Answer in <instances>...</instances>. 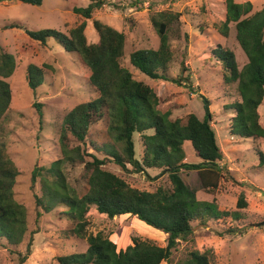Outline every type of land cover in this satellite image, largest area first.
I'll list each match as a JSON object with an SVG mask.
<instances>
[{
  "label": "trees",
  "instance_id": "trees-1",
  "mask_svg": "<svg viewBox=\"0 0 264 264\" xmlns=\"http://www.w3.org/2000/svg\"><path fill=\"white\" fill-rule=\"evenodd\" d=\"M31 6H41L44 0H7ZM252 3L226 1V20L218 30L224 37L230 35V25L235 24L236 39L247 57V64L240 69L235 54L221 45L211 52V58L221 63L227 72L225 83H237L241 101L227 106L233 112L230 131L241 139H264V127L260 122L259 108L264 102V7L253 12ZM75 13L92 18L93 6L75 8ZM160 44L157 49H141L130 55L131 65L151 80H162L182 85L187 78L173 79L170 67L174 61L171 45V25L178 22L180 14L158 12L151 16ZM99 40L89 43L83 22L69 35L57 30L27 31L29 37L45 45L47 39H55L89 70L87 85L97 98L77 105L64 118L59 145L61 158L49 168L35 166L31 186H40L41 196H36L37 219L62 208V214L71 224L66 232L85 240L83 253L60 256L59 264H172V258L180 242L191 238L196 228L206 227L209 220L242 219L240 210L247 207L243 195L238 210L222 211L215 202L201 201L182 178L186 171H196L206 190L218 188L225 156L212 127L209 100L201 97L205 117L189 114L185 119H171V112L162 113L160 97L149 85L137 80L121 66L125 55L126 35L115 28L94 21ZM20 28L12 24L9 28ZM177 32V31H176ZM175 37V36H174ZM44 67L29 65L26 71L28 85L37 90L46 81ZM16 69L15 58L0 46V121L7 114L12 102L11 85L6 80ZM187 72L184 69V73ZM40 118L41 106L35 104ZM105 122L109 143L97 145L88 141L92 126ZM42 124V121H41ZM42 129V128H40ZM151 132V134H149ZM135 134L141 136L143 151L138 159L135 150ZM73 143L78 145L73 146ZM189 143L198 163L188 162L185 145ZM88 145L96 154H88ZM260 165H264V153L257 151ZM100 154L103 158H99ZM89 158V159H87ZM112 163L124 172L148 175L152 169L168 175L171 188L159 187L155 192L132 187L124 178L108 171L106 163ZM66 164H84L87 190L72 187L65 175ZM20 173L8 154L7 145L0 142V241L12 254L25 263L31 254L16 253L28 232L27 209L16 200L14 191ZM95 208L101 215L114 220L121 216L137 218L166 235V245L148 239L133 237L126 249L117 245L104 231L89 232V212ZM264 226V222L258 224ZM238 229L229 228L220 236L236 235ZM211 251H189L178 264H211Z\"/></svg>",
  "mask_w": 264,
  "mask_h": 264
},
{
  "label": "rangeland",
  "instance_id": "rangeland-1",
  "mask_svg": "<svg viewBox=\"0 0 264 264\" xmlns=\"http://www.w3.org/2000/svg\"><path fill=\"white\" fill-rule=\"evenodd\" d=\"M227 0H44L41 6H31L17 1L0 0V46L16 60V69L6 81L12 90L9 111L0 121V142L7 145L10 158L20 176L15 186L16 200L27 209L28 232L16 253L24 255L30 246L31 254L25 263L12 254L0 241V264H59L60 256L83 253L87 250L85 240L66 232L71 222L62 214L63 209L44 214L37 219L36 196H41L39 184L31 186L35 166L49 168L61 158L59 145L60 128L64 118L77 105L97 98L87 85L89 70L76 54L69 53L55 39H47L45 45L29 37L27 31L57 30L69 35L70 31L86 22L85 34L89 43H97L98 33L94 21H100L126 35L125 55L121 66L134 77L149 85L160 97L162 113L171 112V119H185L194 114L205 117L201 97L209 100L212 127L224 153L223 167L218 188L206 190L196 171L182 173L185 183L201 201L215 202L222 211L238 210L241 195L247 203L240 210L242 219L236 221L209 220L206 227L195 224L196 231L187 241H181L172 258L178 264L191 250L201 253L211 251V264H264V165H260L258 150L264 153V139H241L230 131L233 112L227 106L241 101L237 83L226 84L227 72L220 62L211 58L218 45L231 50L240 69L247 64V57L237 39L235 24L230 25L229 37L219 32L226 20ZM237 3L253 4V12L264 7V0H234ZM93 6L92 18L75 13V8ZM158 12L180 14V19L171 25L170 35L174 61L170 67L173 79L187 78L182 85L174 82L151 80L137 71L130 63V55L141 49H157L158 33L151 16ZM17 24L20 28H9ZM177 31V32H176ZM175 36V37H174ZM44 67L48 72L46 81L37 90H32L26 78L29 65ZM184 69L187 72L184 73ZM35 104H40L42 117ZM260 122L264 127V102L259 108ZM42 121V124H41ZM107 124L91 127L88 141L97 145L109 143ZM42 128V129H40ZM151 134V132L149 133ZM135 150L139 159L143 151L141 136L135 134ZM72 145H78L73 143ZM88 154H96L88 145ZM188 162L198 163L189 143L185 145ZM103 158L102 155H97ZM89 159V158H87ZM84 164H66L64 173L69 184L81 193L87 190ZM108 171L124 178L132 187L155 192L159 187L171 188L168 175L162 170H148L147 174L124 172L107 162ZM89 232L104 231L117 245L126 249L133 237L148 239L166 245V235L137 218L121 216L108 219L91 209ZM229 228L238 229L236 235L220 236ZM162 264H167L163 262Z\"/></svg>",
  "mask_w": 264,
  "mask_h": 264
}]
</instances>
